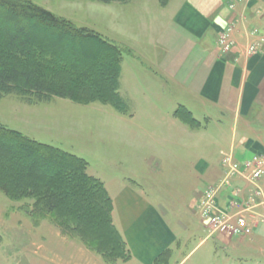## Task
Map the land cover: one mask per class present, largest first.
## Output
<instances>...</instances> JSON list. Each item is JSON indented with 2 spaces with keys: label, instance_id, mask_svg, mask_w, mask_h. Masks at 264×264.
Returning a JSON list of instances; mask_svg holds the SVG:
<instances>
[{
  "label": "crops",
  "instance_id": "obj_1",
  "mask_svg": "<svg viewBox=\"0 0 264 264\" xmlns=\"http://www.w3.org/2000/svg\"><path fill=\"white\" fill-rule=\"evenodd\" d=\"M233 1H131L144 11L139 38H129L126 46L132 51L122 60L120 91L128 112L118 120L128 131L124 139L137 143L138 165L126 160L106 168L89 166L112 200L126 259L106 260L67 240L59 229L54 241L52 228L38 230L43 242L36 245L37 229L17 222L0 225L1 236L14 237V243L0 244V264H158L161 256L159 264H264V227L258 221L251 237L227 239L210 235L196 208L206 187L225 176L224 154L239 162L264 154V45L248 53L257 39L252 31L264 34V0H235L232 8ZM228 24L235 26L236 44L226 53L218 37ZM129 86L143 97L127 99L123 91L128 93ZM181 106L202 125L181 121L176 116ZM137 118L139 130L134 131ZM245 185L236 177L233 187L221 189L218 204L230 211L234 188ZM259 185L264 188V176ZM195 237L198 242L185 257ZM207 243L210 259L187 261Z\"/></svg>",
  "mask_w": 264,
  "mask_h": 264
},
{
  "label": "trees",
  "instance_id": "obj_2",
  "mask_svg": "<svg viewBox=\"0 0 264 264\" xmlns=\"http://www.w3.org/2000/svg\"><path fill=\"white\" fill-rule=\"evenodd\" d=\"M0 8V96L100 101L128 112L119 91L125 49L29 0H0ZM36 29L50 35L38 36ZM84 46L96 54L87 58ZM176 116L190 127L202 125L183 106ZM0 145L15 151L0 149V190L12 200L31 199L33 212L43 210L44 217L108 260L126 259L125 243L113 224L112 200L103 181L89 173L85 158L1 123Z\"/></svg>",
  "mask_w": 264,
  "mask_h": 264
},
{
  "label": "rangeland",
  "instance_id": "obj_3",
  "mask_svg": "<svg viewBox=\"0 0 264 264\" xmlns=\"http://www.w3.org/2000/svg\"><path fill=\"white\" fill-rule=\"evenodd\" d=\"M29 1L53 12L61 18L71 21L79 27H85L98 32L103 37L116 43L120 48L125 49L128 53L132 51L126 46H129V38H139V33L141 31L139 21L143 18V13L141 12L144 11V8H142V6L138 7L139 3L136 6L134 2H131L132 0H127L126 2H112L109 4L101 3L97 0ZM0 12H2L1 8ZM144 14L147 17L150 16L151 13L145 11ZM37 32L38 36L50 35L48 32H46V34H44L45 32L41 34L39 30H37ZM51 36H54L53 38L56 37V35L53 34H51ZM56 45L59 44L55 43V46ZM82 51L83 54L86 53L87 58L96 54L93 48L87 46H84ZM124 57L125 59H129L127 53H124ZM123 68L124 70H128L125 65ZM128 78H130V76H128ZM135 91H137L135 86H129V88H127L128 93L123 91V94L127 99H129V96H138L139 99V96H142V94H135ZM139 114L140 110H138V114L136 115L139 116ZM119 115L124 116L112 105L100 101L87 104L57 96H53L50 100L39 101L37 99L34 101V99L30 100L14 93L0 96L1 124L19 130L32 139L58 146L72 154L83 157L92 167L98 165L100 168H106V165L114 166L118 161L121 163L126 160L131 166L138 165V156L135 155L137 152H134V149L138 147L137 143L131 139H124V134L128 131L125 130L126 125L118 120ZM135 122L132 128L134 131H138V118ZM128 126L129 125H127V127ZM0 149L3 150L1 153L15 152L7 146L0 145ZM1 169L2 168H0V170ZM236 177H233V184ZM239 178L243 179L246 185L252 186L250 189L255 188L253 187L254 184L246 181L242 176ZM259 181L257 182L258 186L264 189L259 185ZM246 185L239 188H241L242 191L245 190L248 192L250 189L248 190L245 188L247 187ZM231 187L232 186L229 188ZM234 189L236 190L237 188ZM218 198L219 194L216 195L217 203L219 200ZM232 198L233 197L229 199V203ZM200 200L196 206L199 216ZM218 207L221 211H225L220 204H218ZM240 211L241 209L233 208L230 211L228 210V212L232 214ZM44 216H46V214L43 210H40L39 213L33 212L31 199L12 200L0 190V218H2L0 219V225L2 223L3 227H13L17 222L23 227L27 225L29 227H35V229H37L34 235V243H36V245L43 242V237L41 233H38V230L44 228H52L50 231L52 232L51 239L53 241L54 238H57L54 233L59 229L62 231L63 235H66L65 237L67 240L70 239L73 240V242L76 240L86 245L80 241V239L74 237V235H69V233L63 231L56 221ZM200 219L209 231V226L206 221H203L201 216ZM254 221H256V219L253 220V223ZM258 223L260 224L259 227H264V221L259 220ZM197 224L199 225V220H197ZM253 233L254 229L249 235H230L220 231L213 234L209 232L210 235L217 234L227 239L251 237ZM13 239L14 237L6 236L5 233L2 236L0 235V244H12L14 243ZM197 242L196 237L190 241L184 250L185 257L189 254L190 250L196 246ZM89 248L91 249V247ZM209 250L210 243H207L199 247L194 255L191 254L187 258V261L191 262L194 260L198 262V260L210 259L208 257ZM178 256L180 257L181 254H178ZM102 257L108 260L106 257ZM117 259L122 258L119 257L116 258V260ZM200 264H202V262H200Z\"/></svg>",
  "mask_w": 264,
  "mask_h": 264
},
{
  "label": "built area",
  "instance_id": "obj_4",
  "mask_svg": "<svg viewBox=\"0 0 264 264\" xmlns=\"http://www.w3.org/2000/svg\"><path fill=\"white\" fill-rule=\"evenodd\" d=\"M244 1V0H240ZM230 7H235V0L230 3ZM235 26L228 24L219 34L218 46L222 52H230L236 41L234 39ZM252 34L257 35L255 42L248 47V53L254 54L264 45V34L258 29H254ZM225 168V176L218 184L206 187L203 197L199 203L200 216L209 226L210 233L217 231L230 235H240L253 232V220L264 221V189L258 186L257 182L264 175V154L243 162L234 159L231 153L225 154L222 158ZM242 176L246 181L254 184V189L248 192L241 188L234 190V196L230 200L231 209H241L238 213H230L228 210L221 211L218 207L216 195L224 187H233V177ZM258 206L262 207L261 212L255 211Z\"/></svg>",
  "mask_w": 264,
  "mask_h": 264
}]
</instances>
